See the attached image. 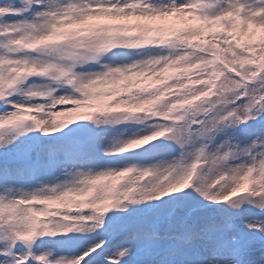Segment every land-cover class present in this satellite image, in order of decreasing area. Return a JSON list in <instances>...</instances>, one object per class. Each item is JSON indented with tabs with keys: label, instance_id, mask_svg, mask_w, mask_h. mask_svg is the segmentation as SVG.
Masks as SVG:
<instances>
[{
	"label": "snow or ice",
	"instance_id": "1",
	"mask_svg": "<svg viewBox=\"0 0 264 264\" xmlns=\"http://www.w3.org/2000/svg\"><path fill=\"white\" fill-rule=\"evenodd\" d=\"M0 264H264V0H0Z\"/></svg>",
	"mask_w": 264,
	"mask_h": 264
},
{
	"label": "rangeland",
	"instance_id": "2",
	"mask_svg": "<svg viewBox=\"0 0 264 264\" xmlns=\"http://www.w3.org/2000/svg\"><path fill=\"white\" fill-rule=\"evenodd\" d=\"M247 3H250V0H246ZM211 177L208 176V177H205V179H210Z\"/></svg>",
	"mask_w": 264,
	"mask_h": 264
},
{
	"label": "clouds",
	"instance_id": "3",
	"mask_svg": "<svg viewBox=\"0 0 264 264\" xmlns=\"http://www.w3.org/2000/svg\"><path fill=\"white\" fill-rule=\"evenodd\" d=\"M250 3L255 4V0H250ZM213 10H216V9H213Z\"/></svg>",
	"mask_w": 264,
	"mask_h": 264
}]
</instances>
